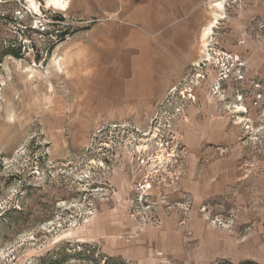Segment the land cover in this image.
Segmentation results:
<instances>
[{"label":"rangeland","instance_id":"rangeland-1","mask_svg":"<svg viewBox=\"0 0 264 264\" xmlns=\"http://www.w3.org/2000/svg\"><path fill=\"white\" fill-rule=\"evenodd\" d=\"M163 1L0 0V264H264V0Z\"/></svg>","mask_w":264,"mask_h":264},{"label":"crops","instance_id":"crops-1","mask_svg":"<svg viewBox=\"0 0 264 264\" xmlns=\"http://www.w3.org/2000/svg\"><path fill=\"white\" fill-rule=\"evenodd\" d=\"M157 3L153 5V10L151 12L146 11L143 12L141 9H136L131 12L130 20L132 23L136 24L140 29L142 30H148L152 33H157L159 30H161L166 24L167 30L164 32V36L168 35L172 38L182 37L184 34H180L179 30L182 27H185L184 24H186L188 21H191V18H185L184 11L187 10L189 6L192 5L191 0H164L163 3H160V5L155 6ZM167 10V16L166 19L163 18L164 11L163 8ZM165 13V14H166ZM166 20V22H165ZM158 35V34H156ZM160 35V34H159ZM154 47V45H152ZM154 49V48H153ZM152 50V48H151ZM155 63H160L161 58L157 56V59L154 60ZM143 71L139 72L142 73ZM140 78L143 81H139V83L132 82L135 86L141 85L142 87H147V78L144 77V75H136L135 78ZM145 79V81H144Z\"/></svg>","mask_w":264,"mask_h":264},{"label":"bare ground","instance_id":"bare-ground-1","mask_svg":"<svg viewBox=\"0 0 264 264\" xmlns=\"http://www.w3.org/2000/svg\"><path fill=\"white\" fill-rule=\"evenodd\" d=\"M30 3L33 7H35L36 10H38L37 5L35 0H30ZM47 3L50 6H54L56 8L62 9V10H66L68 8V0H47ZM225 7V0H215L212 4V8H214L216 10L215 14H214V19L208 24V26L206 27V29L203 31L202 34V46L207 47L209 45V38L211 36V34L214 31V28L216 27V24H218L219 20L222 19L223 17V10ZM208 56V55H207ZM207 60V59H206ZM198 63V62H197ZM143 79V78H142ZM140 80V78H133V80L131 82L134 83H139V81H143ZM145 81V79H144Z\"/></svg>","mask_w":264,"mask_h":264}]
</instances>
